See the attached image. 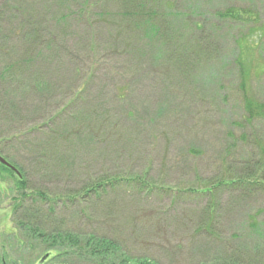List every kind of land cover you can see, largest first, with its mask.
Listing matches in <instances>:
<instances>
[{
  "label": "rangeland",
  "instance_id": "374dc122",
  "mask_svg": "<svg viewBox=\"0 0 264 264\" xmlns=\"http://www.w3.org/2000/svg\"><path fill=\"white\" fill-rule=\"evenodd\" d=\"M143 1L155 35L126 0H0V156L28 193L106 184L55 218L117 239L112 263L264 264V113L247 109L264 105V0ZM17 180L0 176V264H62L16 229Z\"/></svg>",
  "mask_w": 264,
  "mask_h": 264
},
{
  "label": "trees",
  "instance_id": "16d2710c",
  "mask_svg": "<svg viewBox=\"0 0 264 264\" xmlns=\"http://www.w3.org/2000/svg\"><path fill=\"white\" fill-rule=\"evenodd\" d=\"M125 4L132 8L133 14L138 13L137 19L139 20V29L152 35L163 30V27L157 26L162 25V22L157 18L155 12L147 15L144 13L148 10V2L143 0H126ZM132 4H134V8ZM14 5H16L18 9H15L12 12L13 14L16 15L21 12L20 17H23V20L29 17V10L25 6H21L18 1H16ZM13 14L9 13L6 18L12 19L15 16ZM20 17L18 15L16 18ZM4 20L5 17H3L0 12V23ZM11 22H13V20ZM21 30H23V26L14 31L21 32ZM32 36L33 34L27 36L33 38V40L30 39L31 44H38V37ZM13 69L15 70V68ZM247 109L251 117L255 115L259 116L264 113V105L253 103V101H249ZM6 173L11 177L14 176L11 170L6 169L0 164V176H4ZM261 181H264V177ZM241 182L242 181L238 183ZM234 184L236 183L233 182L225 184L224 186L229 188L235 187ZM16 186L19 194L18 197H16L17 201H15L14 210L12 212L13 223L16 229L25 234L24 237L26 236V241L34 242V244H36L35 248H42L43 251L47 253V256L54 255L52 259L53 262L62 264H117L112 263V259H116L122 252L118 248L117 239L106 238L96 234L83 236L84 238H82L72 231L65 232L62 223L55 218L58 215H55L57 213L56 208L79 202L80 200L83 201L88 198L93 199L96 197L99 199L100 194L106 192V184L103 182H94L89 184V187L73 195L66 196H51L43 191H32L28 193V189L23 185L22 179L16 181ZM136 186L143 190H152L147 184L141 182H138ZM111 187L114 188L115 184ZM263 189L264 187H262V190ZM204 194L213 195V189H207ZM238 254L239 253L235 252L230 259L224 260L221 264H252V262L248 263L240 260Z\"/></svg>",
  "mask_w": 264,
  "mask_h": 264
},
{
  "label": "water",
  "instance_id": "95a60500",
  "mask_svg": "<svg viewBox=\"0 0 264 264\" xmlns=\"http://www.w3.org/2000/svg\"><path fill=\"white\" fill-rule=\"evenodd\" d=\"M0 164L12 169L13 171H15L17 173V175L22 178L21 173L14 167L12 166L7 160H5L3 157L0 156Z\"/></svg>",
  "mask_w": 264,
  "mask_h": 264
},
{
  "label": "flooded vegetation",
  "instance_id": "af4514ba",
  "mask_svg": "<svg viewBox=\"0 0 264 264\" xmlns=\"http://www.w3.org/2000/svg\"><path fill=\"white\" fill-rule=\"evenodd\" d=\"M12 165V164H11ZM13 166V165H12ZM5 167V166H4ZM6 169H9V170H11L12 172H13V174L14 175H16L18 178H19V180H21L22 178H20L18 175H17V173L15 172V171H13L12 169H10V168H7V167H5ZM22 176V175H21ZM21 239V238H20ZM19 242V244H20V246L23 244V242L20 240V241H18ZM50 258V257H49Z\"/></svg>",
  "mask_w": 264,
  "mask_h": 264
}]
</instances>
